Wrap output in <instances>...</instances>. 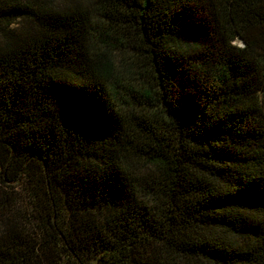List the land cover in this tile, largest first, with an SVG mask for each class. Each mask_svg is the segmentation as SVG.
<instances>
[{
    "label": "trees",
    "instance_id": "obj_1",
    "mask_svg": "<svg viewBox=\"0 0 264 264\" xmlns=\"http://www.w3.org/2000/svg\"><path fill=\"white\" fill-rule=\"evenodd\" d=\"M0 264H264V0H0Z\"/></svg>",
    "mask_w": 264,
    "mask_h": 264
},
{
    "label": "rangeland",
    "instance_id": "obj_2",
    "mask_svg": "<svg viewBox=\"0 0 264 264\" xmlns=\"http://www.w3.org/2000/svg\"><path fill=\"white\" fill-rule=\"evenodd\" d=\"M237 44L241 45L242 43H241V41H240V40H238V41H237Z\"/></svg>",
    "mask_w": 264,
    "mask_h": 264
}]
</instances>
